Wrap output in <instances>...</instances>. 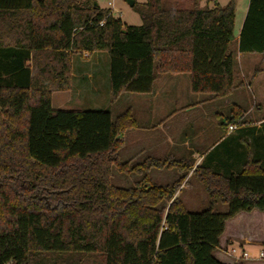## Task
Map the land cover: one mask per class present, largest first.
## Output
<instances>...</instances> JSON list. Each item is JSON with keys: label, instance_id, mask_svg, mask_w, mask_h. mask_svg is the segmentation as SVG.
Returning <instances> with one entry per match:
<instances>
[{"label": "trees", "instance_id": "trees-1", "mask_svg": "<svg viewBox=\"0 0 264 264\" xmlns=\"http://www.w3.org/2000/svg\"><path fill=\"white\" fill-rule=\"evenodd\" d=\"M93 2L0 0V264H227L214 256L226 220L264 212L260 160L228 175L197 166L210 201L191 212L168 203L184 175L112 183L135 167L120 158L129 112L55 109L51 95L70 89V55L96 52L108 58L111 103L175 72H189L194 92L228 94L240 83L235 0L192 9L134 2L137 26ZM237 51L264 55V0H248Z\"/></svg>", "mask_w": 264, "mask_h": 264}, {"label": "crops", "instance_id": "crops-1", "mask_svg": "<svg viewBox=\"0 0 264 264\" xmlns=\"http://www.w3.org/2000/svg\"><path fill=\"white\" fill-rule=\"evenodd\" d=\"M205 1L206 3L199 4L198 8L225 5L217 0ZM192 7L181 9H192ZM247 8L248 0L247 5H243L239 11L235 3L233 39L230 48L235 52L234 74L240 83L228 94L214 96L209 92H194L187 84L188 80L190 82L189 72H175L156 75L152 89L148 93L126 95L129 106L125 111L131 114L133 123L119 136L123 141L121 149L124 150L125 160L129 165L135 166L132 170L136 173L134 178L141 176L144 178L143 181L166 185L174 181L175 175H184L168 203L177 198L184 206L194 204L198 202L196 197L202 195V192L207 195L209 203L208 194L193 170L202 165L210 168L214 173L228 175L239 171L242 165L251 159L248 149L250 145L246 142L241 144L237 139L242 134L245 138L248 135L252 137L253 145L255 143L253 137L259 135L264 117L257 118L252 112V107L240 105L244 99L242 89L252 88V84L253 92L256 93L253 107L259 109L264 105V55L237 51L239 32ZM89 55L85 54L86 57ZM249 55L255 56L251 61L257 62L250 76H247L244 67L249 64ZM71 59L70 55V74L73 81L77 75L85 71L80 68L77 59L73 62V66ZM85 76L89 77V74ZM182 87H185L189 98H181ZM190 94L196 98H190ZM108 98L110 102L109 91ZM253 117L257 119L256 122L251 121ZM230 125L234 128L229 129ZM189 164L192 166L187 170ZM135 180L136 178L132 179L129 185H133ZM237 218L242 219L241 226L236 224L239 223ZM245 218L247 220H244ZM252 219L257 221L256 224L251 222ZM229 224L232 226L228 227ZM259 244L263 246L260 252L264 254V212L258 210L239 212L226 220L214 256L227 264L234 262L264 264V257L261 258V263L249 261L248 256L241 257L243 252L247 253L248 247ZM232 249L234 252L231 251ZM235 252L237 255H234Z\"/></svg>", "mask_w": 264, "mask_h": 264}, {"label": "rangeland", "instance_id": "rangeland-1", "mask_svg": "<svg viewBox=\"0 0 264 264\" xmlns=\"http://www.w3.org/2000/svg\"><path fill=\"white\" fill-rule=\"evenodd\" d=\"M78 1H84V0H78ZM96 1V3L101 8H109L111 10V13L114 17L120 18L124 23L127 25H140L141 24V18L139 14L135 11L134 8L129 7L126 3V0H93ZM144 0H134L136 4L142 3ZM221 2L222 4H226L228 0H217ZM111 3V5L108 4ZM206 3L205 0H161V4L164 8H190L194 5L198 7L199 4ZM235 3L239 9H242L243 5H247V0H235ZM87 56V54H86ZM85 56V53H74L71 55L72 63L77 59L80 63V68L84 71V73L77 75L70 86L69 91L65 92H55L52 94L51 97V106L55 109H69V110H86V109H109L113 115H117L120 112H123L128 108L129 103L126 95H131L129 93H124L119 96L117 101L114 103L109 102L108 98V86H107V77H108V58L105 52H96L90 54L88 57ZM255 56L249 55V64L244 67V71L246 72L247 76H250L251 71L253 68H255V63L257 61H251ZM82 58V59H78ZM74 66V63H73ZM247 69V71L245 70ZM85 74H89V77H86ZM187 84L191 86V81H187ZM189 86V88H190ZM181 98L186 99L189 98L186 95V89L185 87L181 88ZM192 90V88H190ZM190 91V93H192ZM189 91H187L189 93ZM193 91V90H192ZM242 94L244 95L243 104L241 103L240 106L246 105L249 106L252 109V112L256 114L257 118L264 117V105H262L261 108H255L254 106V99H256V93L253 92V84L252 88L245 87L242 89ZM194 95V94H192ZM190 98H196V96H191ZM201 110V108H199ZM230 110V109H229ZM231 111V110H230ZM237 111V110H235ZM253 122H256V118H252ZM247 137H244V134H242L239 139H237V142L244 144L245 142L250 145L248 148L251 154V158H255L257 160H260L262 166H264V123L260 126L259 135L253 137V142H255L252 145V137L246 135ZM124 150L121 149L120 158L122 160L125 159L124 157ZM178 174V173H177ZM135 173L131 171L129 175H119L116 174L112 177V183L119 186H128L132 179L134 178ZM166 176H168L166 174ZM175 179L179 175H175ZM174 179V180H175ZM201 189V188H200ZM195 192V190H194ZM202 192V189H201ZM203 195V196H202ZM202 195L196 197L197 203L194 204H185V208L188 211H199L202 208L206 207L208 205V198L205 193L202 192ZM219 211H224L225 206L218 204L215 207ZM236 220V219H235ZM244 220H247L245 218ZM237 221L239 223H236L238 226L242 225V219H238ZM236 221V222H237ZM242 224H241V222ZM251 222L253 224H256V220L252 219ZM232 224H229L228 227H231ZM263 249L262 245H254L251 247H248L247 254H248V260H254L259 261L258 263H261L262 259L259 258L258 254ZM234 255H237L235 252ZM234 262V261H233ZM235 263V262H234ZM233 263V264H234ZM238 263V262H237Z\"/></svg>", "mask_w": 264, "mask_h": 264}, {"label": "built area", "instance_id": "built-area-1", "mask_svg": "<svg viewBox=\"0 0 264 264\" xmlns=\"http://www.w3.org/2000/svg\"><path fill=\"white\" fill-rule=\"evenodd\" d=\"M108 4L111 5V3H109V2H108ZM233 128H234L233 126H231V125L229 126V129H233ZM231 251L234 252V249H232ZM247 256H248V254L246 252H243L241 255L242 258H246ZM259 257H261V258L264 257L263 252L259 253Z\"/></svg>", "mask_w": 264, "mask_h": 264}, {"label": "water", "instance_id": "water-1", "mask_svg": "<svg viewBox=\"0 0 264 264\" xmlns=\"http://www.w3.org/2000/svg\"><path fill=\"white\" fill-rule=\"evenodd\" d=\"M94 5H96V1L93 2ZM126 3L128 4L129 7H132L134 5V0H126Z\"/></svg>", "mask_w": 264, "mask_h": 264}]
</instances>
